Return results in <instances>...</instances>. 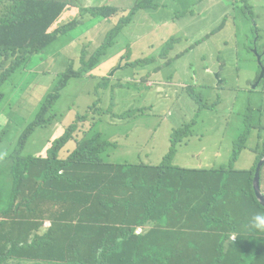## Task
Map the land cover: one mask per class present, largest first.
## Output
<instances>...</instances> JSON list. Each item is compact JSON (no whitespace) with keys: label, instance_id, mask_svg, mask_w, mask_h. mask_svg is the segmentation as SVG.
I'll use <instances>...</instances> for the list:
<instances>
[{"label":"trees","instance_id":"1","mask_svg":"<svg viewBox=\"0 0 264 264\" xmlns=\"http://www.w3.org/2000/svg\"><path fill=\"white\" fill-rule=\"evenodd\" d=\"M143 6L145 1L121 9L89 0L84 5L76 0H15L0 8L2 77L25 68L35 57L40 65L31 92H21L14 111L10 106L0 114V122L6 118L0 126V203L4 202L0 264H18V257L37 260L34 264H240V258L264 264V234L236 231V241H231L240 221L264 212L253 187L264 152L246 171L170 166L177 146L190 136V130L183 128L172 136L171 150L161 165L114 164L109 161L111 152L121 144L97 133L93 109L84 115L68 113L65 124L67 110L54 118L59 121L44 118L54 113L72 77L95 74L94 78L107 80L112 77L99 70L102 64L107 67L115 57L131 58L132 53L123 55L125 50L116 47L114 40H124L128 15ZM68 9L76 10L75 16L63 22L62 14ZM74 31L80 33L72 35ZM85 32L88 42L79 45L76 39ZM173 40L178 39H170L171 46ZM149 60L134 62L143 67ZM133 78L146 82L143 70ZM111 95L114 98L92 100L86 110L93 104L114 110L110 106L114 88ZM3 99L0 90V106ZM131 99L128 95L124 102ZM247 112L244 118H249L251 111ZM248 118L244 139L254 129L251 123L248 126ZM54 130L63 134L52 142L41 141ZM74 144L73 152L59 155ZM90 147H98L104 155L96 156ZM34 148L38 151L29 152ZM235 180L238 187L226 192L227 183ZM4 183L21 189L4 193ZM29 212L39 219L37 230L22 235L4 229V218L16 213L25 218ZM43 222L51 226L43 228Z\"/></svg>","mask_w":264,"mask_h":264},{"label":"rangeland","instance_id":"2","mask_svg":"<svg viewBox=\"0 0 264 264\" xmlns=\"http://www.w3.org/2000/svg\"><path fill=\"white\" fill-rule=\"evenodd\" d=\"M108 1L110 5L113 2ZM143 1L146 6L128 15L124 40H114L116 47L125 50L123 55L132 53L131 58L121 56L110 59L107 67L102 64L107 77L109 72L114 74H109L112 78L107 80L72 77L61 91L54 113L44 118L52 120L67 110L62 120L65 124L68 113L84 115L93 109L97 133L112 142L115 137L121 144L111 152L109 161L114 164L148 162L149 152L155 158L153 164L161 162L170 151L174 133L188 128L190 136L179 144L170 166L220 168L224 172L231 168L252 170L258 154L264 152V0H245L248 5L241 0H127L126 6L132 9ZM68 20V14L61 19ZM107 30L106 21L102 34ZM79 33L74 31L72 35ZM84 37L76 39L79 45L87 44ZM172 38L178 40H173L171 46ZM146 57L150 60L143 67L134 62ZM169 60L172 64H168ZM39 68L35 57L25 68L15 71L12 67L15 72L8 78L0 73L4 95L0 114L10 106L14 111L21 92H31ZM141 70L145 83L133 78ZM205 81L218 82L217 88L206 86ZM106 86L109 87L105 89ZM112 88L115 99L110 106L114 110L103 104H93L86 110L92 100L114 98ZM188 93L199 99H191ZM128 95L132 99L124 102ZM247 110L251 111L247 124L254 129L244 139ZM5 119L4 116L1 127ZM47 140L46 135L41 137V141ZM3 186L7 190L2 188L4 193L21 189L6 183ZM255 196L263 206L256 192ZM0 205L4 207V202ZM239 263L253 261L240 258Z\"/></svg>","mask_w":264,"mask_h":264},{"label":"crops","instance_id":"3","mask_svg":"<svg viewBox=\"0 0 264 264\" xmlns=\"http://www.w3.org/2000/svg\"><path fill=\"white\" fill-rule=\"evenodd\" d=\"M14 1L15 0H4V4H2L0 6L1 10H4L5 7L12 5L14 3ZM89 1L91 3H93L95 5H99V6H108L109 8L129 9L126 6L127 0H113V2L111 3V5H110V3H109L108 0H99L100 1L99 3L95 2V0H89ZM76 2H78L81 5H84L85 4V0H76ZM75 13H76V10H74V9H68V10H65L63 12L62 17L65 16L66 14H68L69 20H72V18L75 16ZM87 33L85 34V37L84 38L88 42ZM81 35H83V34H81ZM118 58H120V57H115L113 60H117ZM99 70H102L101 69V66L99 67ZM92 76L94 77L95 74H90L89 77H92ZM205 85L208 86V87H210V88H214V89L217 88V87H215L216 82L215 83H209V82L205 81ZM188 96L191 99H193L191 93H188ZM181 130H179V131H181ZM179 131H176V132H179ZM62 134H63V131H61V132L60 131H57L56 132L54 130L52 132V134L50 135L48 141L52 142L53 140H55L54 138H56L58 136H61ZM117 141L118 140L116 138H114L113 143H116ZM171 147H172V143H171ZM75 148H76V146L75 147H72L71 149H66L65 151H62L61 154H59V155H68L69 153L73 152L75 150ZM170 150H171V148H170ZM89 151L90 152H93L96 156H102V155H104V152H102V150L99 149L98 147H90L89 148ZM176 152H177V150H176ZM168 153L163 157V160L161 162H158L156 164H153V162L155 161V158L149 152L148 155L146 156V160L148 162H142V163L143 164H147V165H155V166L161 165L162 162L164 161V158L168 155ZM129 165L131 166V164H129ZM180 168H182V167H180ZM199 169H202V168H199ZM207 170H211V169H207ZM225 176L226 175L224 174V178L222 180V182L224 184L226 183L225 180H224L225 179ZM254 179H255V176H254ZM260 182H261L260 190L264 194L263 170L261 171ZM227 184H228V187L226 188V192L227 191H230L231 189H236L238 187L239 180H235V181H232V182L227 183ZM253 187H254V184H253ZM254 190H255V188H254ZM251 217L252 216L250 215V218ZM250 218L247 221H240L239 226L236 227V229L233 232H231V241H234L236 239V231H240V232H243V233H250V234H253L255 232L254 230H250L249 227H248V222H249ZM199 219H201V218H199ZM3 220H4V229L6 228V229H9V230H13V231L18 230L19 233H21L22 235H25L27 232H29L31 230H37L38 225H39V219H38V217L36 215H33L30 212L27 214V216L25 218H21L19 216V213H16V214H13V215L9 216L8 218H4ZM42 226H43V228H48V227L51 226V223L50 222H43ZM3 237H4L3 235H0V238H3ZM232 237H234V238H232ZM44 254L45 255H48L49 253L48 252H45ZM36 261L37 260H27V259H23L21 257H18V260H17L18 264H34ZM53 264H56V263H53Z\"/></svg>","mask_w":264,"mask_h":264},{"label":"clouds","instance_id":"4","mask_svg":"<svg viewBox=\"0 0 264 264\" xmlns=\"http://www.w3.org/2000/svg\"><path fill=\"white\" fill-rule=\"evenodd\" d=\"M153 74H157V73H153ZM192 97H193V95H192ZM193 99L196 100L195 97H193ZM248 227L250 230H254L258 233L264 234V212H257L255 214H253L252 217L250 218L249 222H248ZM232 238H234V237H232Z\"/></svg>","mask_w":264,"mask_h":264},{"label":"water","instance_id":"5","mask_svg":"<svg viewBox=\"0 0 264 264\" xmlns=\"http://www.w3.org/2000/svg\"><path fill=\"white\" fill-rule=\"evenodd\" d=\"M119 68H121V67L119 66ZM262 71H263L262 74L264 77V69ZM112 73H111V75H112ZM263 166H264V157L259 161L256 172H255L254 188H255V192L257 193L258 197L260 198V200L264 206V194L260 190V186H261L260 178H261V171H262Z\"/></svg>","mask_w":264,"mask_h":264},{"label":"flooded vegetation","instance_id":"6","mask_svg":"<svg viewBox=\"0 0 264 264\" xmlns=\"http://www.w3.org/2000/svg\"><path fill=\"white\" fill-rule=\"evenodd\" d=\"M242 1V4H244V3H246V1L245 0H241ZM247 4V3H246ZM248 5V4H247ZM169 42H170V40H169ZM207 72V71H206ZM218 77V76H217ZM217 79V78H216ZM218 83V82H217ZM216 83V84H217ZM262 102L264 103V99L262 100Z\"/></svg>","mask_w":264,"mask_h":264},{"label":"built area","instance_id":"7","mask_svg":"<svg viewBox=\"0 0 264 264\" xmlns=\"http://www.w3.org/2000/svg\"><path fill=\"white\" fill-rule=\"evenodd\" d=\"M138 232H140V230H138Z\"/></svg>","mask_w":264,"mask_h":264}]
</instances>
